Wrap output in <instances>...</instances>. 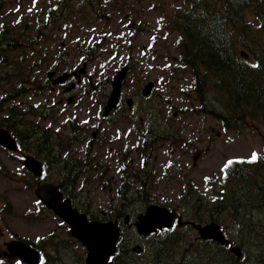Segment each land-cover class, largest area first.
<instances>
[{
  "label": "rangeland",
  "instance_id": "rangeland-1",
  "mask_svg": "<svg viewBox=\"0 0 264 264\" xmlns=\"http://www.w3.org/2000/svg\"><path fill=\"white\" fill-rule=\"evenodd\" d=\"M4 1L0 27L5 22L16 25L15 22L23 19L36 23L37 17L46 22V8L54 0ZM131 2L126 0V7ZM174 2L143 0L144 4L133 3L126 8L124 14L127 16L114 13L104 22L93 18H79L78 22L77 14H73V26L62 21L60 28L52 32L54 39L46 43L43 51L46 53L44 57L49 58L48 64L42 66L44 74L41 71L35 74L39 76L40 83L46 80L49 70L73 72L86 63L87 71L77 82L74 101L69 103L67 98L71 94L57 85L52 90L32 89L4 103L0 109L1 121L13 104L21 108L29 104L38 105V108L51 107L45 118L38 114L22 118L17 114L20 123L51 125L55 132L63 133L62 140L68 144L57 142V148L61 144L67 147L59 150L60 159L64 158V161H46L48 178L54 177L46 180L55 181L62 176L61 172L65 175L66 163H81L76 172L80 179L72 190L75 202L82 208L89 206L98 217L107 214L114 219L120 208L124 210L122 217L126 214L133 217L124 227L126 238L130 240L129 249L140 244L143 251L141 255L131 251L135 257L130 259L132 264H157L156 251L149 245L150 241H156V236L144 238L134 225L137 216L145 212L147 206L154 203L165 205L178 211L184 220L190 219L189 215L191 217L193 213H207L203 222L213 221V214L208 209L213 197L218 195L226 163L231 159H250L253 153L257 157L264 155L263 138L257 128L263 124L256 123L237 132L224 128L212 115L196 113L193 108L198 100L193 90L192 75L180 61L181 55L175 47L178 33L173 24L167 23L172 16ZM249 17L254 19L251 12ZM99 39L104 45L90 48ZM119 43H124V46ZM60 50L62 56L58 55ZM127 62H131L132 67L123 84V106L104 117L102 110L110 92L108 80ZM150 80L155 82L153 91L150 96H143L141 90ZM5 90L14 92V84H0V99ZM127 97H133L131 110L126 103ZM73 122L82 124L84 128L70 142L71 130L67 126ZM117 129L121 132L120 137ZM150 129H154L157 136L153 146L142 154L143 133ZM28 153L34 155L33 152ZM2 161L6 172L0 169V236L30 237L37 241L39 237L54 233V238L62 240L63 245L57 253L59 258L48 260L46 264H86V252L81 244L71 239L59 217L39 203L34 192L35 182L23 163L18 158H3ZM134 172L145 175L144 187L140 188L139 181L133 178ZM124 183L131 191L128 194V190L125 191L127 198H124ZM39 206H42L40 212ZM227 219L225 226L228 231L224 230L231 237L236 234H231L233 217L228 216ZM175 229L187 240L198 238L190 226ZM255 245L252 239L241 245L245 254L242 264H264L263 251L262 254L260 251L257 253L259 260L254 256L252 247ZM44 250L52 253L48 247ZM193 256L195 264H209L208 260L214 264L211 254L190 248L183 253L185 264H189ZM121 263L127 264L126 261Z\"/></svg>",
  "mask_w": 264,
  "mask_h": 264
},
{
  "label": "trees",
  "instance_id": "trees-1",
  "mask_svg": "<svg viewBox=\"0 0 264 264\" xmlns=\"http://www.w3.org/2000/svg\"><path fill=\"white\" fill-rule=\"evenodd\" d=\"M131 1L126 7V0H54L46 8V22L37 17L36 23L27 19L15 22L16 25L3 23L0 27V84L14 83V92L5 90L0 99L2 104L15 100L24 85L27 86L26 92L46 88V85L39 87V76L35 73L44 72L42 68L49 60L44 57L46 53L43 54L45 45L54 39L52 32L60 28L62 21L72 25L75 18L73 14H77L78 22L79 18L104 22L114 13L125 17L126 8H130L133 3H143V0ZM174 1L173 13L167 23L173 24L178 33L174 44L181 55L180 61L192 75L193 90L198 100L193 107L196 113L210 114L219 119L224 128L235 129L237 132L256 123L263 124V127L257 128L264 142V0ZM4 6L5 1L0 0V16ZM249 12L253 14V20ZM49 24L52 27H48ZM132 24L131 20L130 26ZM100 36L103 37V34ZM103 43L99 39L90 48L102 46ZM119 44L124 46V43ZM240 47L247 51V56L243 55ZM61 53L60 50L58 55L62 56ZM28 107L30 109L25 114H17L40 115L38 109ZM12 110L11 107L9 114L15 115ZM28 129L27 132L25 129L24 134H33L35 131L34 128ZM40 140L34 142L35 147L50 156L51 143L42 136ZM44 142L46 145L42 146ZM60 152L55 156L59 162ZM229 161L224 166L218 195L213 197L208 210L213 214L212 220L220 223L227 231V217H233L231 234H236L231 238L240 245L245 244L246 240H254L256 245L252 248L254 256L259 260L260 255L257 253L264 252V155L255 161L252 158ZM67 169V175L76 180L78 167L69 166ZM134 177L145 185L143 174L137 173ZM204 216H208L207 213L189 215L197 222L205 221ZM153 235L156 241H150L149 245L156 251L154 257L157 264H185L183 253L189 248L211 254L214 264H242L227 246L211 240H187L172 228ZM131 254L129 245L121 242L115 256L116 264H122V261L132 264L130 259L135 257ZM192 258L189 264L196 263L195 257ZM207 262L212 263L209 260Z\"/></svg>",
  "mask_w": 264,
  "mask_h": 264
},
{
  "label": "water",
  "instance_id": "water-1",
  "mask_svg": "<svg viewBox=\"0 0 264 264\" xmlns=\"http://www.w3.org/2000/svg\"><path fill=\"white\" fill-rule=\"evenodd\" d=\"M245 55V52H244ZM86 71V64L76 71L78 76L81 72ZM127 66H123L118 70L111 81V91L107 102L104 106V114H109L110 111L117 105L121 90L123 79L126 76ZM55 71H50L52 76ZM69 77L68 73H64L56 77L55 82H63ZM154 82L150 81L143 89L145 95L149 94ZM73 85L68 86L70 90ZM72 97L69 98V101ZM131 105V99H128ZM0 141L9 148H16V140L11 136L10 132L5 129L0 130ZM36 163V167L32 165ZM28 166L36 173H40L38 169L40 166L33 158L26 160ZM37 194L45 202V204L52 208L59 216L63 217L71 226V232L76 236L86 247L87 264H114L110 258L115 255L117 251V242L120 238V227L118 221H102L98 219L88 218L86 213L80 212L76 207H73L69 198H63V192L57 185L52 183H42L38 185ZM175 211H168L166 207L152 204L147 207L145 214H140L136 222L137 229L142 235H147L150 232L156 231L163 226H170L175 217ZM192 225L198 230L202 238H209L220 242L221 244H229L230 239L225 235L221 226L216 221L209 223H195ZM231 245V250L238 256L242 255V248L239 245ZM9 249L16 255L23 257L26 261L36 264L39 261L38 250L30 244L20 239L12 240L9 244ZM135 250H140V246L134 247Z\"/></svg>",
  "mask_w": 264,
  "mask_h": 264
},
{
  "label": "flooded vegetation",
  "instance_id": "flooded-vegetation-1",
  "mask_svg": "<svg viewBox=\"0 0 264 264\" xmlns=\"http://www.w3.org/2000/svg\"><path fill=\"white\" fill-rule=\"evenodd\" d=\"M57 74H59V73L57 72ZM56 75H53V76L47 75L46 80L41 81L39 86L42 87L43 85H46L45 89H50V90H52L57 85L63 86L65 88V92L70 93L71 94L70 96H73L72 101H69L68 98H67V101L69 103L73 102L74 98H76L74 95V92L77 89V82L79 81L81 76L80 75L76 76L74 71H73V72H71L70 77L65 82H62V83L57 82L56 83L54 81ZM71 84H73V87L71 90L68 91L66 88L68 85H71ZM26 88H27V86L24 85V87H23L22 91L19 93L20 95L18 97L27 93L25 91ZM127 98H129V97H127ZM127 98H126V100H127ZM131 98H132L131 100L133 101V97H131ZM124 100H125V95L122 93V96H121L120 101H119L120 104L115 110H117L119 107L123 106ZM28 106H32L33 108L38 109L40 111V115L38 114V116L42 117V118H45L44 116L48 113L49 109L51 108V107H49V109L43 108V107L38 108V105H33V104H29V105L22 107V108H21V106H17L16 104H13V105L8 107L7 116L3 117L2 120L0 121V123H1L0 130L2 128H5L11 133L12 137L16 140V148H9L8 146H6L5 144H3L0 141V147L2 149V152H0V164H1L0 169L2 170V172H6L5 170H3V166H2V164H4V162L2 161L3 158H6V159L18 158L23 163V165H24L26 171L29 173V175L33 178V180L35 182V189L34 190H36L37 186L39 184H42V183L49 182V183L57 184L59 189L63 192L64 197H69L71 199L73 205L80 207L75 202V193L72 192L74 187L77 186L79 175H76L77 174L76 173L77 171H76L75 172V175L77 176L76 180H75V177L74 178L69 177V175H67V171H68L67 167H69V166L72 168L78 167V169H79L81 163H79V164H76L74 162L66 163V164H64V168L66 171L65 175H63V173L61 172L62 176L60 178L59 177L56 178L55 181H51V180L47 181L46 180L49 178L54 179L53 176H50L48 178L47 162L46 161L51 159L52 162H57L56 157H55V156H57L56 153H58V151L62 148V144H61V147L57 148V146H59V143H57V142L63 143L64 145H68V144L64 143L62 140L61 135H63V133L59 130L57 132H55L52 129L51 125L42 126L39 124L40 122H38V123H23V122L20 123L18 121L17 113L25 114V112L28 109H30V107H28ZM2 107H3V104L0 101V109ZM11 107L13 108L12 111H14L16 113L15 115L9 114V113H11V111H10ZM15 108H19V110H16ZM128 108L130 110L132 109V107H130V106H128ZM28 115H32V114H27L24 116L20 115V116H22V118H25ZM102 124L103 123H99V125H102ZM27 128H29V129L34 128L35 129L34 134H31L32 132L26 133ZM83 128H84V126L82 124L79 125V124L74 123V122L70 123V126H67V129L71 130L70 135L68 136V140L70 142H72L73 139L76 138V135L78 133H80L81 131H83ZM25 129H26V132L24 134ZM100 129H101V126H100ZM129 129H131V128H129ZM150 130L143 133L144 144L142 146L143 147L142 152L146 148H148V146H151V147L153 146V141L155 140V137L157 136V133L154 129H150ZM117 132H118V137H120L121 136L120 130H118ZM126 132H128V129L126 130ZM95 134L96 133H94V135ZM41 136L44 140H48L51 143V144L49 143L52 146V150H51L52 152H50V156H48L46 152H41L39 150V148L35 147L36 145L34 142L35 141H41L40 140ZM30 138H34L33 141H30ZM45 145L46 144L44 142V144H42V146H45ZM53 149H55V150H53ZM28 152H31V153L33 152L34 155L29 154ZM44 155L46 156V159L43 158ZM29 158H33L34 160H36L38 162V165L40 166L38 168L40 170V173H36L33 169H31L28 166V164L26 163V160ZM60 161L63 163L64 158H62ZM32 165H34L35 167L37 166L35 162H32ZM73 179L75 180L74 184H73ZM39 202L42 203L40 200H39ZM43 207L48 209L45 204L43 205ZM40 208L42 209V206H39V208H38L39 212L41 211ZM80 208H82V207H80ZM84 208L87 209L86 212L88 214V211H90L89 206H85ZM48 210H50V212H53L51 209H48ZM122 215L123 214H121L120 212L117 211V217L114 218L115 220H118V223L120 224L121 228L125 224L130 222L129 218L126 217L127 214L124 217H122ZM104 216L106 218L110 219L109 215L106 214ZM178 216H179V213H178ZM57 217H59V216H57ZM60 219L63 221L62 224L64 223V225H66L67 233L69 234L71 239L77 243L78 240L76 238L72 237V235L70 234L69 226L66 224V222L62 218H60ZM188 225H190L189 222H185L184 220L182 222L177 217L174 220L172 227L179 229V228H182V227L188 226ZM53 234L54 233H51L47 238L46 237H42V238L39 237L37 239V241L31 240L30 237H18V236L13 235V236L8 238V237H4V236L1 237L0 236V264H31L30 262L26 261L23 257L16 255L14 252H12L9 249V244H10L11 240H13L15 238L22 239L25 242L30 243L32 246L36 247L39 250L40 258H39V262L36 264H46L48 262V260L51 261L54 259H58L59 254L57 255V253L60 251V248L62 247L63 243H62V240H57L56 237L54 238ZM71 239H68V240H71ZM45 245H48L46 247L52 249V253L51 252L46 253V251L44 250V249H46Z\"/></svg>",
  "mask_w": 264,
  "mask_h": 264
},
{
  "label": "snow or ice",
  "instance_id": "snow-or-ice-1",
  "mask_svg": "<svg viewBox=\"0 0 264 264\" xmlns=\"http://www.w3.org/2000/svg\"><path fill=\"white\" fill-rule=\"evenodd\" d=\"M256 65H254V67H255ZM257 159V156H256V154L255 153H253V155H252V160L253 161H255ZM229 163H231V161H229Z\"/></svg>",
  "mask_w": 264,
  "mask_h": 264
},
{
  "label": "bare ground",
  "instance_id": "bare-ground-1",
  "mask_svg": "<svg viewBox=\"0 0 264 264\" xmlns=\"http://www.w3.org/2000/svg\"><path fill=\"white\" fill-rule=\"evenodd\" d=\"M151 131V130H150ZM153 139V138H152ZM237 243V242H236Z\"/></svg>",
  "mask_w": 264,
  "mask_h": 264
}]
</instances>
